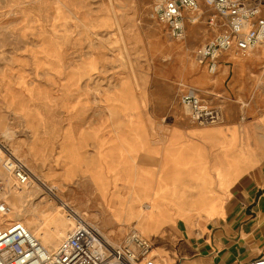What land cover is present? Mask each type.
Wrapping results in <instances>:
<instances>
[{"label": "bare ground", "instance_id": "1", "mask_svg": "<svg viewBox=\"0 0 264 264\" xmlns=\"http://www.w3.org/2000/svg\"><path fill=\"white\" fill-rule=\"evenodd\" d=\"M59 1L72 11L78 3L76 0ZM38 8L36 22L40 32L32 61L33 73H23L20 66L16 78L12 72V79H5L10 83L1 98V105H4L0 107V150L4 147L1 144L4 138L14 156L21 153L32 164L45 158L49 162L51 181L44 182V176L28 167L29 186L19 196L10 195L8 202L23 212V223L46 249L50 244L55 246L63 236L69 217L82 222L79 209L96 203L98 209L95 211L105 222L115 223L122 233L136 230L145 236L152 245L153 254L160 259L159 263L166 264L168 242L176 223L174 212L179 215L201 209L194 192L178 188L181 170L190 159L183 158L179 147L165 145L158 152V149L154 151L151 147L135 144L131 141L133 134L120 136L119 132H129L126 120L119 127L113 124L112 134L107 138L103 137L98 125L87 126L85 109L89 97L80 72L82 65L70 71L64 52L67 19L49 15L48 0H39ZM192 17V14L186 16L194 20ZM48 21L50 27L45 30L43 23ZM246 55L253 62L261 63L264 69V62L255 52ZM97 59L92 54L85 62L90 71L95 70ZM29 79H33L30 84ZM18 125L31 132L30 143L15 140L14 127ZM120 137H124L122 146L118 143ZM138 137L143 139L141 134ZM105 145L110 152L109 162L103 154ZM134 170L148 176L156 172L157 185L154 188L142 185L133 179ZM40 184L56 202L43 209L32 205L41 190ZM187 198L192 199L188 205Z\"/></svg>", "mask_w": 264, "mask_h": 264}, {"label": "rangeland", "instance_id": "2", "mask_svg": "<svg viewBox=\"0 0 264 264\" xmlns=\"http://www.w3.org/2000/svg\"><path fill=\"white\" fill-rule=\"evenodd\" d=\"M76 1L79 4L72 11L59 0H48L51 5L49 15L64 16L67 19L64 52L70 71L74 72L82 65L80 72L83 83L87 84L86 93L89 97L85 109L87 126L98 125L103 137L107 138L112 134L113 124L119 127L126 120L129 132H119L120 136L122 133L133 134L131 141L154 150L159 144L156 136L165 137L169 132L168 127L162 128L161 123L166 121L167 109L180 105L178 95L185 87L194 88L186 83V79H178L184 73L185 63L194 60L207 70V64L199 62L197 49L212 38L217 30L210 23L214 10L204 0H198L199 9L193 14L194 20L186 19L181 35L175 37L152 14L153 4L157 0ZM38 2L39 0H0V107L4 105H1V98L10 83H6L5 79H12V72L13 78H16L20 66L23 73H33L32 61L38 48L40 32L36 22ZM43 27L45 30L49 28L50 22L43 23ZM199 33H205L207 38L198 42ZM92 54L98 59L95 70L90 71L85 62ZM241 54H244L247 61H252L245 53ZM22 59L25 60L24 64L20 63ZM218 68L219 66L216 72ZM31 81L33 79H29L28 84ZM184 110L187 114L185 108ZM11 117L9 116L10 119ZM14 129L16 141H32L31 132L27 128L18 125ZM139 134L143 139L138 137ZM122 139L124 137L119 138L120 146ZM2 140L1 144L13 152L8 141L4 138ZM2 154L1 149L0 155ZM103 154L109 162L110 152L107 146ZM15 157L40 176H44V182L51 181L48 174L49 162L45 158L35 160L32 164L21 153ZM142 176L143 173L133 171V179L142 181ZM0 181H5L1 169ZM40 189L32 205L43 209L56 203L41 184ZM53 191L57 192L56 189ZM9 197L10 195L7 201ZM8 205L22 220L23 212L9 202ZM96 209V203H90L80 208L79 213L84 221L103 234L120 238L123 234L120 227L115 223L105 222ZM78 222L75 217H69L62 235ZM49 247L51 249L54 246L50 244Z\"/></svg>", "mask_w": 264, "mask_h": 264}, {"label": "crops", "instance_id": "3", "mask_svg": "<svg viewBox=\"0 0 264 264\" xmlns=\"http://www.w3.org/2000/svg\"><path fill=\"white\" fill-rule=\"evenodd\" d=\"M206 38L199 33L197 41ZM241 53L224 51L215 73L187 61L178 77L209 100L217 122L193 124L180 104L161 122L168 134L156 136L154 151L170 145L190 159L178 188L201 203L198 212H174L166 264H247L264 257V69ZM142 177V185H157L156 172Z\"/></svg>", "mask_w": 264, "mask_h": 264}, {"label": "built area", "instance_id": "4", "mask_svg": "<svg viewBox=\"0 0 264 264\" xmlns=\"http://www.w3.org/2000/svg\"><path fill=\"white\" fill-rule=\"evenodd\" d=\"M204 1L214 10L210 23L217 30L197 49L199 62L215 73L218 58L231 48L246 54L255 52L264 62V0ZM152 9L156 19L178 37L187 14L193 15L199 7L198 0H157ZM178 100L193 124L217 122L214 108L197 89L185 87ZM2 152L0 169L5 181H0V264H160L151 243L136 230L116 238L84 220L71 226L54 247L46 249L7 201L8 195L19 196L29 186L30 170L6 147ZM247 264H264V257Z\"/></svg>", "mask_w": 264, "mask_h": 264}]
</instances>
